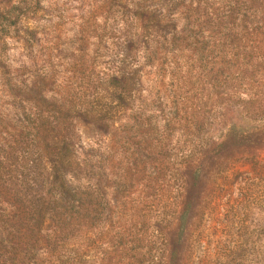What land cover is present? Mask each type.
<instances>
[{"label":"rangeland","instance_id":"obj_1","mask_svg":"<svg viewBox=\"0 0 264 264\" xmlns=\"http://www.w3.org/2000/svg\"><path fill=\"white\" fill-rule=\"evenodd\" d=\"M186 1L173 0L172 24L135 41L136 0H0V159L19 149L28 98L41 93L65 108L98 112L117 102L109 79L121 56L139 69L132 98L108 113L107 132L90 122L74 127L77 156L88 163L83 180L101 192L107 217L90 229L86 246L71 245L80 264H159L165 246L159 238L153 244L157 224L172 249L165 264H264V172L251 187L255 196L242 197L248 163H214L203 151L201 182L178 177L188 152L184 112L196 109L205 140L217 142L225 128L217 122L218 84L203 79L178 14ZM222 87L229 92L227 82Z\"/></svg>","mask_w":264,"mask_h":264},{"label":"trees","instance_id":"obj_2","mask_svg":"<svg viewBox=\"0 0 264 264\" xmlns=\"http://www.w3.org/2000/svg\"><path fill=\"white\" fill-rule=\"evenodd\" d=\"M133 5L131 19L140 30L133 34L135 41L176 19L173 0H136ZM179 7L189 44L205 66L203 79L218 84L214 90V101L220 107L217 122L225 128L217 142L205 140L199 113L195 108L184 112L188 152L177 169L178 177L184 184V177L192 186L199 184L197 162L206 152L214 163L223 160L218 164L241 160L249 170L243 172L239 195L255 196L251 187L263 179L264 172L260 157L264 152V0H187ZM119 60L116 75L109 79L117 88V102L105 110L65 108L41 93L28 98L31 108L22 116L19 149L0 159V264L82 261L71 254V245L86 246L90 229L107 217L101 192L83 180L88 163L77 156L74 127L90 122L98 132H107L106 120L112 116L108 113L122 110L132 98L139 69L127 55ZM226 82L229 92L222 91ZM172 101L176 109V100ZM222 170L218 166L216 171ZM179 196L177 213L181 214L185 195ZM166 229L159 224L154 229L153 244L159 238L163 251L169 249L167 258L161 253L159 264L172 259Z\"/></svg>","mask_w":264,"mask_h":264}]
</instances>
